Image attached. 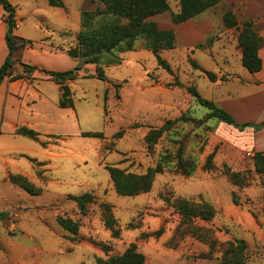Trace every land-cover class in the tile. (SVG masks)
Listing matches in <instances>:
<instances>
[{"label": "rangeland", "instance_id": "1", "mask_svg": "<svg viewBox=\"0 0 264 264\" xmlns=\"http://www.w3.org/2000/svg\"><path fill=\"white\" fill-rule=\"evenodd\" d=\"M10 1L17 8L15 33L21 47L13 74L22 77L6 78L0 86V211L9 213L0 220V264H95L132 244L146 255V264H220V252L201 257L209 246L196 238L170 245L180 216L166 197L185 196L211 202L216 214L206 224L223 241L245 240L247 264H264V176L254 165L255 128L207 118L210 109L186 87L176 85L178 80L195 85L240 123L262 122L264 83L248 80L255 73L242 64L240 30L224 22L227 11L239 26L245 19L256 22L246 18V9L251 3L255 11L261 0H221L180 24L173 17L181 10V0H168L169 9L152 19L177 33L175 47L159 52L173 73L159 64L156 53L144 48L143 39L136 50L103 53L97 64L71 56L83 10L95 9L96 3L64 0L65 7H58L48 0ZM6 17L0 5V63L8 54ZM255 26L264 36V23ZM192 60L214 72L217 80L194 67ZM23 64L38 69L25 72ZM78 66L76 76L63 83L73 105L61 107L62 84L40 69ZM259 74L264 76V70ZM183 114L186 119L166 131L149 151L145 141L149 129ZM23 125L38 131L39 140L17 134ZM121 130L124 135L115 137ZM87 132L101 134L84 135ZM257 139L264 147V131ZM179 147L197 163L191 175L177 170ZM214 151V168L208 170L204 165ZM166 154L170 157L164 159L165 170L156 175L150 191L134 196L116 191L107 165L144 173ZM228 167L245 177L241 184L229 179ZM10 174L26 177L40 193L30 194L13 183ZM85 192H91L95 202L83 214L74 196ZM102 203L111 205L119 235L106 224ZM59 216L77 221L78 233L61 226ZM162 227L160 236L153 234ZM104 244L112 249L106 252Z\"/></svg>", "mask_w": 264, "mask_h": 264}, {"label": "trees", "instance_id": "2", "mask_svg": "<svg viewBox=\"0 0 264 264\" xmlns=\"http://www.w3.org/2000/svg\"><path fill=\"white\" fill-rule=\"evenodd\" d=\"M53 6L65 7L64 0H48ZM96 3L97 7L93 10L84 9L82 13V29L77 34V45L69 49V54L75 58L84 59L87 63H99L103 53L112 51L127 52L136 50L138 40H144V48L153 51L158 56L159 64L173 73L171 64L160 56L159 52L163 49L174 48L176 45L177 33L173 28H162L152 17L165 12L169 9L168 0H89ZM221 0H181V10L173 17L176 24L183 23L193 19L211 6L216 5ZM0 5L7 14L5 39L8 46V54L0 66V86L6 78L17 79L21 75L13 74V66L16 56L21 48L17 42L19 38L15 33L18 27L17 8L10 0H0ZM224 22L229 27L237 26L240 30L238 42L242 50V64L252 73L258 72L263 68V59L260 56V49L264 46V37L256 29L254 21L245 19L239 26L236 17L231 11L224 15ZM241 27V28H240ZM202 46V44H200ZM194 67L204 71L212 80H217V75L205 68L198 62L192 60ZM25 72L38 69L36 65L23 64ZM77 68L64 71H55L40 69L49 74L56 82L61 83L62 95L60 98L61 107L73 105V100L68 86L63 84L72 79L77 74ZM98 75L102 78L105 73L100 68ZM176 85L186 87L188 92L193 95L197 101L207 106L210 113L207 118L216 117L223 122L232 124L236 127L246 128L252 126L259 129L264 126V120L260 123L238 122L232 113L222 107L219 103L205 98L195 85L185 86L179 80ZM107 99V96H106ZM185 115L175 119H168L160 127H151L145 136V141L149 151H153L159 139L166 131L171 130L177 123L184 121ZM16 133L27 136L34 140H39V132L35 129L23 125L16 129ZM125 130L115 134V137H121ZM100 132H87L84 135L98 136ZM170 154H166L155 166H151L144 173L129 172L116 165H107L110 176L115 184L116 191L121 195L134 196L148 192L152 189L156 175L165 170ZM176 167L179 172L185 175H191L197 166L192 158L183 155L181 147L176 151ZM215 151L212 152L205 162L204 167L208 170L214 168ZM255 169L264 176V151H256L253 156ZM225 173L234 184H241L245 177L238 171L226 168ZM10 180L22 187L30 194H39L41 189L31 183L22 175L10 174ZM78 203L81 213L86 214L89 210V204L95 202L94 195L91 192H85L74 196ZM168 201L178 212L180 221L177 224L174 234L169 243L177 247L180 242L187 237H193L207 244L209 250L202 253L203 258H212L215 252L221 253L220 264H247L246 250L248 248L245 240L234 238L230 240H221L216 230L207 225L216 214L215 206L201 197H166ZM234 202H239L234 193ZM106 224L112 229L114 235H119V229L116 228V218L114 217L111 205L102 203ZM7 211H0V220L8 216ZM59 224L73 233H78L79 223L72 218L58 217ZM163 233V227L154 232V235L160 236ZM103 248L109 252L112 248L104 244ZM85 264V263H79ZM95 264H146V255L139 251L135 244L129 246L124 252L110 255L108 258H100Z\"/></svg>", "mask_w": 264, "mask_h": 264}, {"label": "crops", "instance_id": "3", "mask_svg": "<svg viewBox=\"0 0 264 264\" xmlns=\"http://www.w3.org/2000/svg\"><path fill=\"white\" fill-rule=\"evenodd\" d=\"M259 7L252 12V7L253 5L251 3L248 4L247 6V9H246V18H249V17H254V19H256L257 21L254 22L256 25L259 23H264V0H261V3L257 2ZM186 22V21H185ZM183 22V23H185ZM256 27V26H255ZM7 29V28H6ZM256 29L259 31V29L256 27ZM262 30L259 31V33L262 35L261 33ZM6 34V33H5ZM198 34H201L200 32H198ZM203 34V33H202ZM195 36V34H194ZM263 36V35H262ZM199 37V36H198ZM264 37V36H263ZM263 51H264V46L260 49L259 53H260V56L262 57L263 59V68L262 70L258 71V72H255V76L251 77L250 79L248 80H254L256 82H260V83H264V76L260 75L259 73L262 72L264 70V54H263ZM240 53H241V60H242V50H241V47H240ZM4 61H2L3 63ZM2 63H0V66L2 65ZM260 75V76H259ZM226 104V101L225 103ZM221 105V104H220ZM222 106V105H221ZM225 106V105H224ZM227 106H230L229 104ZM223 107V106H222ZM226 107V106H225ZM224 107V108H225ZM231 107V106H230ZM226 109V108H225ZM228 110V109H226ZM243 123V122H242ZM262 131H264V126L260 127L259 129H255V144L258 148V151H264V147L259 145V143L257 142V136L259 135V133H262Z\"/></svg>", "mask_w": 264, "mask_h": 264}]
</instances>
